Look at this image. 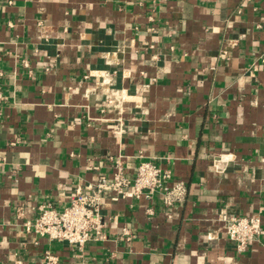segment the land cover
Wrapping results in <instances>:
<instances>
[{
	"label": "crops",
	"instance_id": "1",
	"mask_svg": "<svg viewBox=\"0 0 264 264\" xmlns=\"http://www.w3.org/2000/svg\"><path fill=\"white\" fill-rule=\"evenodd\" d=\"M114 160L129 178L143 161L169 170L185 200L106 199L104 239L81 250L26 229L42 205L111 178ZM221 210L259 216L245 253ZM45 251L264 264V0H0V264Z\"/></svg>",
	"mask_w": 264,
	"mask_h": 264
},
{
	"label": "built area",
	"instance_id": "2",
	"mask_svg": "<svg viewBox=\"0 0 264 264\" xmlns=\"http://www.w3.org/2000/svg\"><path fill=\"white\" fill-rule=\"evenodd\" d=\"M112 163L114 173L111 178L100 177L94 184L76 187L69 205L61 210L49 204L42 205L34 221L26 223V229H32L35 235L49 241L81 250L89 241L104 239L106 217L103 207L106 199L116 201L119 198L145 197L149 200L158 195L165 207L180 205L185 200V183L173 180L169 170L143 161L136 167L134 176L129 178L119 161ZM217 220L239 254L245 253L260 237L259 216H235L221 210ZM124 233L128 235L125 230ZM42 263L57 264L58 259L45 251Z\"/></svg>",
	"mask_w": 264,
	"mask_h": 264
}]
</instances>
